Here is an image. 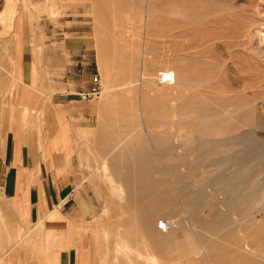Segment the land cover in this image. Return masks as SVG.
Here are the masks:
<instances>
[{"label":"rangeland","instance_id":"obj_1","mask_svg":"<svg viewBox=\"0 0 264 264\" xmlns=\"http://www.w3.org/2000/svg\"><path fill=\"white\" fill-rule=\"evenodd\" d=\"M176 21L203 43L198 49L182 54L171 37L164 46L162 30ZM20 36L26 69L18 78ZM167 69L176 84L159 80ZM96 73L102 93L80 101ZM54 108L68 113L71 151L58 208L42 218L58 213L80 264H229L238 244L256 242L264 226V0H0V148L8 131L23 133V111L39 118ZM143 179L164 200L155 215ZM148 218L182 223L186 234L174 243L182 254L156 246ZM207 221L215 231L190 233L191 222ZM33 228L0 188V264L43 248V229L35 236ZM253 248L250 259L264 264V242Z\"/></svg>","mask_w":264,"mask_h":264},{"label":"crops","instance_id":"obj_2","mask_svg":"<svg viewBox=\"0 0 264 264\" xmlns=\"http://www.w3.org/2000/svg\"><path fill=\"white\" fill-rule=\"evenodd\" d=\"M19 39L22 40L16 51L18 78L21 67L26 69L23 58L24 36ZM26 80L31 81L30 88L34 89L36 83L32 76L28 75ZM20 83L23 84V81ZM26 91L29 92V89ZM21 97L23 109L26 110L31 101L30 95L25 93ZM29 111H23L24 129L21 136L8 131L3 137L4 144L0 148V188L22 219L35 224V236L43 229L45 237L43 248L29 255L31 259L25 260L22 254L15 264H80L75 248L70 246L69 235L67 241L64 240L61 231L65 224L60 221L58 213H54L52 219H49L50 216L42 218L46 211L52 213L54 208H58L56 204L60 200V190L64 189L66 183L60 168L65 167L70 160L72 130L68 124L69 116L65 110L60 112L57 108H54L52 115L45 114L39 118ZM4 112L0 115L2 119L5 118ZM43 120L46 122L45 134L41 135L39 124L42 125Z\"/></svg>","mask_w":264,"mask_h":264},{"label":"bare ground","instance_id":"obj_3","mask_svg":"<svg viewBox=\"0 0 264 264\" xmlns=\"http://www.w3.org/2000/svg\"><path fill=\"white\" fill-rule=\"evenodd\" d=\"M182 3V2H181ZM179 9L181 10V12H182V14H179V17H181V16H186V12L184 11V7L182 6H180L179 5ZM178 9V10H179ZM196 12V11H195ZM194 15V14H193ZM183 18V17H182ZM179 19V18H178ZM181 21V20H180ZM186 21V19L183 21L182 20V22H185ZM196 21H198V20H196ZM144 22H146V21H144ZM187 22V21H186ZM186 22H185V24H186ZM189 23V22H188ZM192 23V22H191ZM197 23V22H196ZM182 25V24H181ZM187 25V24H186ZM192 25V24H191ZM184 26L185 25H182V26H180V25H178V21H176L175 22V24L173 23L171 26L169 25L168 27H167V29H166V27H165V30H162V33H161V38H162V41H163V44H164V46L167 44V39L168 38H173V43H174V45H177V47L179 48V52H181V51H183V50H189V49H191L192 50V47L193 48H195V49H198V47L199 46H201L203 43H197V44H193V42L188 38V37H186V34H188V31H187V29L186 28H184ZM190 26V25H189ZM192 26H194V21H193V25ZM142 27V26H141ZM144 27V26H143ZM142 27V28H143ZM164 28V27H163ZM178 28H182V31H180L179 32V30L177 31V32H172V31H174V30H176V29H178ZM189 28V27H188ZM145 28H143V30H144ZM184 29V30H183ZM192 29H195L194 27L192 28ZM147 29H145V31H146ZM128 31V30H127ZM147 32V31H146ZM192 32V31H191ZM190 32V33H191ZM198 33V32H197ZM196 34V33H195ZM194 34V35H195ZM192 36V35H191ZM191 38V37H190ZM178 39H183V42H177V40ZM200 40V39H199ZM180 44V45H179ZM195 49H193L194 51H195ZM191 50H190V52H191ZM182 53V52H181ZM193 52H191L190 54H192ZM195 53V52H194ZM192 54V55H195V56H197V55H202L203 54V52L202 51H200V50H197V52L195 53V54ZM205 53V52H204ZM183 54V53H182ZM189 54V53H188ZM188 54H185V55H188ZM182 56V55H181ZM190 56V58H193L194 59V57L193 56H191V55H189ZM188 56V57H189ZM185 57V56H184ZM181 58H183V57H181ZM187 58V57H186ZM193 59H191V60H193ZM195 59L196 60H199V57L198 58H196L195 57ZM193 61H195V60H193ZM200 62V61H199ZM190 63H192V62H190ZM196 63V62H195ZM193 64V63H192ZM195 65V64H194ZM191 75V74H190ZM195 75V74H194ZM194 75H192V76H194ZM187 76V75H186ZM145 77V76H144ZM190 77V76H189ZM194 77H196V76H194ZM159 80L161 79V80H163L164 81V83H165V81H166V84H176V82H177V80H176V74H175V72L174 71H171V70H165V73H161V74H159ZM193 78V77H192ZM191 77H190V79H192ZM209 78H207V80H205V81H201V80H199V81H195V80H192V81H190V82H211L210 80L211 79H209ZM140 81V80H139ZM185 82V81H184ZM183 83V82H182ZM140 84V83H139ZM194 84V83H193ZM204 86V85H203ZM186 87V86H185ZM188 88V87H187ZM190 88V87H189ZM198 88V87H197ZM189 90V89H188ZM180 91H181V89H180ZM185 93H187V92H185ZM79 97V96H78ZM185 97V96H184ZM182 98V97H181ZM184 99V98H183ZM175 103H173V105H174ZM188 104V103H187ZM176 105V104H175ZM182 106V105H181ZM189 106V105H188ZM174 107V106H173ZM175 109H176V107H175ZM179 111H180V109H179ZM173 112V111H172ZM176 115V114H175ZM238 124V123H237ZM241 124H243V123H241ZM239 125V124H238ZM242 127V126H241ZM183 137L185 138V136L183 135ZM183 137H182V140H184L183 139ZM189 137V136H188ZM181 140V141H182ZM193 140V139H192ZM250 140V139H249ZM185 142V141H184ZM184 142H182V144H184ZM190 142L191 141H186L185 143H188L189 145H190ZM244 143V142H243ZM187 144V145H188ZM116 149V148H115ZM263 157V156H262ZM144 159V158H143ZM262 162V161H261ZM254 166V165H253ZM259 167V166H258ZM257 167V168H258ZM141 176H139V178H140ZM145 178V177H144ZM137 181L139 182V179L138 180H136L135 182L137 183ZM254 181V180H253ZM134 182V181H133ZM141 183H142V186H143V190L145 191V200H144V202H145V207L147 208V210L151 213V214H157V212H158V208L159 207H162V208H164V200H159V199H157V198H155V196H156V194H155V192H154V189H153V187H152V185H150V183L146 180V179H143V180H141L140 181ZM140 183V184H141ZM149 183V184H148ZM257 186H259V185H257ZM264 186V185H263ZM262 186V187H263ZM247 189V188H246ZM141 191H142V189H141ZM132 192V191H131ZM174 192V191H173ZM252 192V191H251ZM143 193V192H142ZM141 193V194H142ZM132 195H134V196H132V198H136V196H135V194H132ZM137 195V194H136ZM176 196V195H175ZM157 197V196H156ZM221 197V196H220ZM227 197V196H226ZM197 200V199H196ZM200 202V201H199ZM213 202V201H212ZM258 203V202H257ZM240 204V203H239ZM206 205V204H205ZM208 205V204H207ZM256 205V204H255ZM178 206V205H177ZM179 206H180V203H179ZM210 206V205H209ZM221 206V205H220ZM258 206V205H257ZM181 207V208H180ZM179 208L181 209V210H183L182 211V215L184 216V217H189V213L185 210L186 209V205L185 204H181V206H180ZM218 207H219V205H218ZM263 207V206H262ZM210 209V208H209ZM216 209V208H215ZM223 209V208H222ZM180 210V211H181ZM217 210V209H216ZM255 212V211H254ZM233 213V212H232ZM216 214V213H215ZM154 215H152V217L154 216ZM206 218H208L207 216H205ZM154 218V217H153ZM162 220H160V219H147V221H146V223H145V226H146V231H147V234L149 235V236H151L152 237V240L154 239L155 241H156V246L157 247H159V246H161L162 248H165V247H169L170 248V251L169 252H171L173 255H180V254H182L181 252H180V250H178L177 248H176V246L174 245V243L175 242H177L178 241V239H179V234H186L185 233V231H184V229H183V225H182V223L180 222V221H178L177 222V225H175V221H172V220H169V219H167V218H161ZM189 220H190V218H189ZM188 221V220H187ZM209 223H211V222H209V221H207L205 224H203V225H201V226H197V225H195L193 222H191L190 224H189V230H190V233H192L193 235H195V237H199V229H205V230H209V231H215V228H217V226H214L213 224L212 225H210ZM141 224V223H140ZM141 226H143L142 224H141ZM140 227V226H139ZM142 232V231H141ZM145 232V231H144ZM240 234V233H239ZM256 235H257V240H256V242L254 243V244H252L251 246H249L248 244H245V243H240V244H238L236 247H237V249L240 251V252H238V250H237V252L232 256V260H231V262L229 263V264H254V262L250 259V257H249V254H250V252L254 249L253 247H254V245L255 244H258V243H262V242H264V226H258V228L256 229ZM143 236V235H142ZM148 236V237H149ZM150 238V237H149ZM147 240H148V238H147ZM146 240V241H147ZM180 240V239H179ZM262 241V242H261ZM153 242V241H152ZM159 246H158V245ZM150 245V244H149ZM200 245H201V243H200ZM151 247H154L153 246V244L151 245ZM201 247V246H200ZM155 250V249H154ZM153 250V251H154ZM202 250V249H201ZM149 252V251H148ZM151 252V251H150ZM162 252H164V251H162ZM167 252V251H166ZM254 252V251H253ZM222 254L224 253L223 251L221 252ZM157 254V253H156ZM162 254V253H161ZM172 254H169V253H167V256L169 257V255L170 256H172ZM205 254V253H204ZM154 255H155V253H154ZM182 256V255H181ZM219 256V255H218ZM158 257V256H157ZM174 257V256H173ZM172 258V257H171ZM160 258H158V260H159ZM157 260V259H156ZM164 260V259H163ZM207 262H209V259H207ZM159 263V262H158ZM209 264H212V263H210L209 262Z\"/></svg>","mask_w":264,"mask_h":264},{"label":"built area","instance_id":"obj_4","mask_svg":"<svg viewBox=\"0 0 264 264\" xmlns=\"http://www.w3.org/2000/svg\"><path fill=\"white\" fill-rule=\"evenodd\" d=\"M102 93V84L99 73L94 74L88 86L78 92L79 100L82 102H90L100 96Z\"/></svg>","mask_w":264,"mask_h":264}]
</instances>
